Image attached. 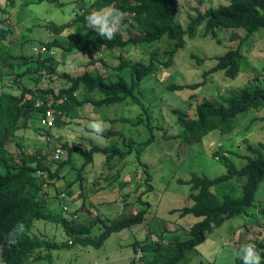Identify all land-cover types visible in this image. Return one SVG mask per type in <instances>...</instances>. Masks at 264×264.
Segmentation results:
<instances>
[{"label":"rangeland","instance_id":"obj_1","mask_svg":"<svg viewBox=\"0 0 264 264\" xmlns=\"http://www.w3.org/2000/svg\"><path fill=\"white\" fill-rule=\"evenodd\" d=\"M4 1L0 0V4ZM176 1L175 19L183 27L195 15L194 8L203 11L228 2ZM15 2L13 6L6 8L5 13L11 32L0 43V53L12 54L6 58L11 67L3 64V59H0V92L18 94L23 86L32 85L58 90L68 85L64 78L56 75L47 74L45 79L39 78L32 71L35 63H23L17 56L23 54L32 59L36 58L32 48L47 40L52 35L49 31H52L53 37L62 43L52 48L54 67L59 72L78 75L88 70L101 73L106 80L121 77L128 82L129 68L120 72L113 69L119 63L120 57L143 63L152 59L153 70L142 78L135 93L140 96L143 106L147 107L151 123L157 126L153 130L152 141L142 149L139 156L133 150L122 159L114 156L107 160L102 153L96 152L93 153L91 161L79 169L84 160L81 150L92 145L103 147L112 144L125 148L119 136L92 134L89 124L94 120L102 119L105 129L120 131L136 143L149 136L145 124L146 112L141 105L126 98L109 105L95 106L85 102L69 106L57 118L63 123L50 129L40 126L39 112L35 105L27 110L26 127L18 129L13 135L14 138L6 142V147L15 158L20 152L33 156L47 152L48 158H44L43 163L53 171L60 162L67 159L68 147H78L69 155V162L61 166V177L54 181L49 180L40 189L38 196L44 201L45 212L60 213L67 219L85 225L90 230L88 235L96 237L103 229L101 221L109 225L142 209L144 205L141 201L146 200L150 204L141 224L110 233L99 247L75 245L49 251L41 248L33 252L32 257H40H36L31 264H47L48 258H51L52 264H131L132 259L138 264L162 263L170 253L156 250L157 246L166 245L173 238L184 239L189 226L198 220L192 214L180 216L178 212H171V209L192 204V200L188 198L190 185L184 181L192 173L210 178L225 173L224 163L214 154L217 150L226 153L234 165L240 167L245 162L244 155L249 154L248 143L254 147L264 146V106L239 112L233 118L232 131L220 133L214 129L193 144L181 142L180 127L176 122L174 109H179L191 117L195 105L203 99L221 103L222 97L238 93L246 85L250 88L264 85V27L248 35L240 44V68L235 78L224 76L220 70L203 78L202 72L215 64L216 56L238 46V39L244 37L246 31L242 28L218 26L214 29L215 35H204L203 27L200 26L193 37L184 36V46L175 52L168 66H163L160 63L166 59L164 52L173 43L164 35L151 43L128 45L123 50L67 49L70 42L89 37V28L83 30L86 31L83 35H78L74 29L78 25L77 17H85L93 11L89 7L92 0ZM54 27L58 32L55 33ZM126 29L123 23L118 28L123 37H127L132 31ZM232 33L238 39L230 40ZM4 54L2 53L3 56ZM191 55L200 58L202 62L197 64ZM194 82L202 84L194 89L167 88L171 84ZM93 94L94 92L91 93L93 98L99 96L97 93ZM73 95L76 99H81L86 94L83 90H77ZM138 119L141 122L136 124ZM53 145L62 148L59 159L55 161H52ZM144 165L151 176L149 191L144 181ZM40 173L35 174L37 178H40ZM41 176L46 177L45 174ZM243 181L244 178L234 177L210 189L218 197L229 194L237 198L241 194ZM60 191H64V198L56 197V193L59 194ZM263 206L264 178L258 184L252 205L244 213L225 220L219 227L207 233L201 243L184 252L183 258L177 264H241L236 252L245 243H253L256 248L260 243L259 249L264 252V213L260 211ZM32 233L55 242L71 239L64 234L60 223L40 218L33 221ZM134 245L136 251L133 250Z\"/></svg>","mask_w":264,"mask_h":264},{"label":"trees","instance_id":"obj_2","mask_svg":"<svg viewBox=\"0 0 264 264\" xmlns=\"http://www.w3.org/2000/svg\"><path fill=\"white\" fill-rule=\"evenodd\" d=\"M15 1L5 0L4 3L0 4V43L11 32L6 23L7 16H5V13L7 11L6 8L9 5L13 6L16 3ZM109 6L119 9L125 16L122 18L121 23L126 25V30H132L127 37H123L117 30L111 40H105L95 35L94 31L90 29L91 33H89V37L83 38V40L72 41L66 48L95 51L103 49L112 50L114 48L123 50L128 45L151 43L159 40L164 35L173 41L171 47L164 52L166 59L160 63L163 66H168L175 52L184 46V36L193 37L198 27H203L204 35H215L214 29L218 26L242 28L246 31L244 37L238 39L233 33L229 37L230 40L238 39V46L229 48L222 55L216 56L215 64L202 72V77L205 78L207 74L220 70L224 76L233 79L237 76L240 68V44L248 35L264 27V0H228L226 4L208 7L203 11L194 8L195 15L189 18L185 27L175 19L177 11L176 0H92L89 5L93 10ZM84 18L80 16L76 18L78 25L74 30L78 35H83L86 32L83 30L88 28ZM70 24L66 23V25ZM53 30L55 33L58 32L56 27ZM51 33L52 35L49 36L46 42L47 48H53L55 47L54 45H62L57 38L53 37L54 33L52 31ZM91 36L93 38H90ZM2 53H5V56ZM8 55L12 56V54L1 52L0 59H3V64L11 67L10 61L6 60ZM35 55L36 58L34 59L23 54L17 56L23 63L33 61L35 66L32 71L36 72L39 78L42 79L39 71L45 69L46 73L43 79H45L47 74L56 75L64 78L68 85L58 90H54L51 87L44 88L32 85V87L23 86L18 94L0 92V264H31L36 257H40L39 255L32 257L33 252L41 248L49 251L51 249L68 248L75 245L99 247L110 233L141 224L150 207L149 202L143 200L141 204L144 207L135 213L120 218L109 225L101 221L102 231L98 236L91 237L88 235L90 230L85 225L67 219L60 213L45 212L43 210L44 201L40 200L38 196L40 189L45 183L61 177L59 175L61 166L69 162V155L78 149V147H68L67 159H64L51 171L43 163L44 158H48L49 154L47 152L39 156L20 152L15 158L6 147V142L14 138L13 135L18 129L26 127L28 117L25 113L29 108L34 107L35 101L39 96L41 98L51 96L54 101V107L62 111L61 115L64 114L66 108L69 106H77L85 102H89L95 106L109 105L129 98L132 102L141 105L143 111L146 112L145 124L149 136L145 140L136 143L134 140L125 137L120 131L105 129L101 135L119 136L125 148H120L118 144H112L103 147L92 145L88 149L81 150L84 160L79 169L90 162L93 153L96 152L102 153L107 160L114 156L122 159L133 150L139 156L142 149L152 141L153 130L157 128L156 125L151 123L146 111L147 107L143 106L140 96L135 93L136 87L142 78L153 70L152 59L148 63H143L120 57L119 63L113 69L120 72L123 69L129 68L130 80L127 82L121 77L115 80H106L105 76L101 73L89 72L88 70H84L78 75L59 72L54 67V59L52 57L54 54L35 53ZM191 56L195 58L197 64L202 62L195 55ZM90 62H95V60H90ZM200 84L202 82L183 85L171 84L167 88L169 90L194 89L200 86ZM77 90H83L86 95L81 99H76V96L73 94ZM92 92L94 94L97 93L99 96L93 98L91 96ZM62 97L65 99H61ZM263 106L264 85L253 88L246 85L238 93L222 97L221 103H215L211 99L201 100L195 105L194 114L191 117L186 116L179 109H174L176 122L180 127V140L187 144H193L200 141L209 131L214 129L219 130L220 133L230 132L234 129L233 118L239 112L248 108L260 109ZM35 107L39 113L43 108ZM115 120L111 119V121ZM140 122L141 119H138L136 124ZM61 123L63 121L56 120V125H60ZM55 147L56 145H53V150ZM247 149L249 154L244 155L245 162L242 166H235L226 153L217 150L214 154L218 160L224 163L226 168L225 173L212 178L192 173L184 181L190 185L191 192L188 194V198L192 200V204L171 209V212H178L180 216L192 214L198 220L189 226L184 239L173 238L168 244L157 246L156 250H165L170 253L162 263L158 264H177L183 258L184 252L201 243L207 233L219 227L225 220L244 213L252 205L258 184L264 178V146L254 147L248 143ZM37 171H41L40 178H37L35 175ZM144 172L146 173L144 181L147 184V191H149L151 190L149 182L151 176L145 169V165ZM43 174L46 175L45 178L41 176ZM234 177L244 178L239 197L235 198L229 194H222L218 197L211 191L210 188L212 186ZM69 185L67 184V186ZM64 191L66 192L67 190L65 189ZM64 191H60L59 194L56 193V197L64 198L59 196L61 193L65 196ZM260 211L264 213V206ZM39 218L60 223L64 234L68 237L70 236L71 239L55 242L50 241L48 238L34 235L32 233L33 221ZM17 224H23V231H14ZM260 247L259 243L257 248L259 251ZM133 250L136 251L135 245L133 246ZM260 255L262 257L261 264H264V252L260 251ZM50 259L48 258L47 264L53 263ZM131 264L138 263H135L132 259Z\"/></svg>","mask_w":264,"mask_h":264},{"label":"clouds","instance_id":"obj_3","mask_svg":"<svg viewBox=\"0 0 264 264\" xmlns=\"http://www.w3.org/2000/svg\"><path fill=\"white\" fill-rule=\"evenodd\" d=\"M123 13L113 7H105L90 11L84 18L89 29L102 39L111 40L118 28L121 26ZM92 134L99 136L105 130V123L102 119H97L89 124ZM23 224H17L14 231H23ZM241 260V264H261L260 251L253 243L241 244L236 252Z\"/></svg>","mask_w":264,"mask_h":264},{"label":"built area","instance_id":"obj_4","mask_svg":"<svg viewBox=\"0 0 264 264\" xmlns=\"http://www.w3.org/2000/svg\"><path fill=\"white\" fill-rule=\"evenodd\" d=\"M49 34L51 35V31H49ZM47 40L39 44L38 46H34L32 48V51L35 53H42V54H54V50L52 48H47ZM39 73L43 76L45 75L46 71L45 69H42L39 71ZM40 84V82L38 83ZM38 87H41L40 85H37ZM61 99H65L62 97ZM54 101L51 96H46L45 98H41L40 96L37 97L35 101V106L37 107H43L39 113V124L41 127L45 129H50L52 127H55L56 120L59 115L62 114V111L59 109H56L53 105ZM61 148L59 146H56L52 153V160H58L60 157ZM41 171H37V173H40ZM41 174V173H40ZM60 197H64V194L61 193L59 195ZM63 207L66 209V205L63 204Z\"/></svg>","mask_w":264,"mask_h":264}]
</instances>
